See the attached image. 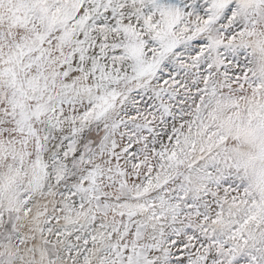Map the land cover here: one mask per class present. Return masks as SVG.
<instances>
[{
    "label": "snow or ice",
    "instance_id": "obj_1",
    "mask_svg": "<svg viewBox=\"0 0 264 264\" xmlns=\"http://www.w3.org/2000/svg\"><path fill=\"white\" fill-rule=\"evenodd\" d=\"M0 264H264V0H0Z\"/></svg>",
    "mask_w": 264,
    "mask_h": 264
}]
</instances>
